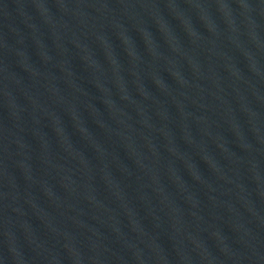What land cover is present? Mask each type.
<instances>
[{
    "label": "water",
    "instance_id": "obj_1",
    "mask_svg": "<svg viewBox=\"0 0 264 264\" xmlns=\"http://www.w3.org/2000/svg\"><path fill=\"white\" fill-rule=\"evenodd\" d=\"M0 264H264V0H0Z\"/></svg>",
    "mask_w": 264,
    "mask_h": 264
}]
</instances>
